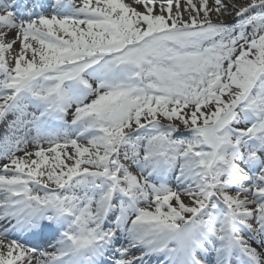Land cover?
I'll return each mask as SVG.
<instances>
[{
  "label": "snow or ice",
  "instance_id": "snow-or-ice-1",
  "mask_svg": "<svg viewBox=\"0 0 264 264\" xmlns=\"http://www.w3.org/2000/svg\"><path fill=\"white\" fill-rule=\"evenodd\" d=\"M0 225V264H264V0L0 2Z\"/></svg>",
  "mask_w": 264,
  "mask_h": 264
},
{
  "label": "bare ground",
  "instance_id": "bare-ground-1",
  "mask_svg": "<svg viewBox=\"0 0 264 264\" xmlns=\"http://www.w3.org/2000/svg\"><path fill=\"white\" fill-rule=\"evenodd\" d=\"M1 2V1H0ZM129 2H130V0H129ZM183 3H184V0H181V4H182V6H183ZM210 3H211V1H210Z\"/></svg>",
  "mask_w": 264,
  "mask_h": 264
},
{
  "label": "rangeland",
  "instance_id": "rangeland-1",
  "mask_svg": "<svg viewBox=\"0 0 264 264\" xmlns=\"http://www.w3.org/2000/svg\"><path fill=\"white\" fill-rule=\"evenodd\" d=\"M211 1V0H210Z\"/></svg>",
  "mask_w": 264,
  "mask_h": 264
}]
</instances>
